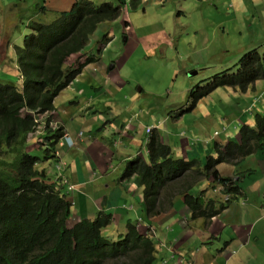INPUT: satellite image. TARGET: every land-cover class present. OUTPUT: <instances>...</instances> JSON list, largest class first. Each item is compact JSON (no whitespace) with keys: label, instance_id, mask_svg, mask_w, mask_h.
Listing matches in <instances>:
<instances>
[{"label":"trees","instance_id":"1","mask_svg":"<svg viewBox=\"0 0 264 264\" xmlns=\"http://www.w3.org/2000/svg\"><path fill=\"white\" fill-rule=\"evenodd\" d=\"M125 2L75 0L69 10L58 12L51 21L30 22L23 43L14 45L23 82L0 83V264L156 263L155 240L141 233L135 222L129 221L126 231L115 240L103 234L112 221V214L103 210L94 219L68 224L72 204L64 185L38 166L56 158L57 144L65 133L63 126L51 128V117L47 118L48 134L37 140L43 145L41 155L31 154L28 140L39 124L36 116L55 109L56 97L87 64L99 60L101 49L69 69L67 59L83 51L102 23L117 19ZM132 2L136 7L143 0ZM258 48L245 52L235 67L194 85L191 105L219 87L246 92L258 80L264 81V45ZM147 146L151 161L139 156L129 160L122 174V179L139 178L147 212L152 215L166 210L181 197L192 219L209 221L229 202L209 197L207 189L195 196L192 188L203 178H211L224 192L240 193L234 175L223 176L217 167L229 164L236 168L264 148V113L242 124L240 141L217 146L216 157L208 156L205 161L173 157L169 144L156 133L150 135ZM235 175L242 177L243 173L239 170Z\"/></svg>","mask_w":264,"mask_h":264},{"label":"crops","instance_id":"2","mask_svg":"<svg viewBox=\"0 0 264 264\" xmlns=\"http://www.w3.org/2000/svg\"><path fill=\"white\" fill-rule=\"evenodd\" d=\"M73 2L75 0H0V15L15 22L16 26L11 25V29L24 23L23 29L29 31L30 22H41L45 16L65 10ZM240 5L234 11L235 17L240 14L241 21H249ZM48 21L51 20L42 22ZM259 32L263 38V24H259ZM103 68L100 58L87 64L56 97L52 126H63L65 131L57 144L59 156L38 165L55 179L56 163H64L62 174L74 185V189L68 191L62 184L72 204L68 224L73 226L82 219H94L103 210L112 214V221L103 229L104 236L110 240L123 234L129 221L137 223L143 234L148 233L147 226H151L155 229V264H264V148L247 156L236 168L229 164L217 167L223 176L232 178L234 175L232 179L240 187V193L232 194L226 209L209 221L192 219L181 197H176L166 210L150 215L139 178L122 179L127 161L138 156L148 163L151 161L146 147L153 133L169 144L173 157L186 160L205 161L208 156L216 157L217 146L240 141L242 124L246 120L252 122L257 113H264V81L258 80L246 92L221 87V98L215 100L221 101L218 109L213 108L214 100L207 98L208 94L199 111L196 105L188 109L180 106L182 111L175 115L158 116L150 108L133 112L129 105V110L118 107L115 98L104 99L111 94L109 89L117 85L103 79L107 77ZM119 81V85L124 86V82ZM95 84L98 88L93 87ZM88 86L93 88L92 98L85 97ZM114 87L112 97L118 94ZM66 90L73 94L71 99L63 97ZM60 96L62 100L58 102ZM130 98L132 101V96ZM44 132L37 133L42 136ZM39 136L30 137L31 145L41 138ZM116 139L118 143L114 144ZM38 147L43 149L42 144ZM239 170L242 177L235 175ZM205 189L209 197L224 201L220 184L211 178H203L191 192L196 196Z\"/></svg>","mask_w":264,"mask_h":264},{"label":"rangeland","instance_id":"3","mask_svg":"<svg viewBox=\"0 0 264 264\" xmlns=\"http://www.w3.org/2000/svg\"><path fill=\"white\" fill-rule=\"evenodd\" d=\"M102 1L96 2L99 4ZM111 1L118 4L120 0ZM240 2L143 0L135 7L132 0H126L118 18L102 23L83 51L72 54L65 66L69 69L78 63H85L89 55L97 54L101 49L100 64L104 65L103 71L107 75L103 79L116 84L119 90L112 97L115 92L112 86L109 89L111 94L105 95L104 99L115 98L118 107L123 110H129V105L133 112L150 108L158 116L175 115L182 111L180 106H185L184 109L192 107L190 91L194 85L235 67L245 52L263 47L264 37H261L262 32L258 34V28L259 24L264 25V3L243 0L244 4L240 5ZM73 3L65 10H69ZM239 5L244 8V16H248L249 21H241L240 14L235 17L234 11ZM56 15H47L42 21L53 20ZM11 25L16 26L7 16L0 15V83L22 84L14 45H21L29 31L23 29L24 23L14 29H11ZM21 32L26 34L21 35ZM119 80L124 82V86L119 85ZM93 87L98 88V85ZM220 88L207 96L214 100L211 104L216 109L221 102L215 101L221 98ZM87 90L89 92L85 97L92 98L90 92L93 93V88L88 86ZM72 95L69 90L63 92L64 98L71 99ZM205 97L197 100L195 105L198 111ZM61 100L62 96L57 101ZM52 112L36 116L39 124L35 132L29 133L28 140L46 129L48 117H51L49 126L53 128L55 121ZM47 134L45 131L39 136L40 139L43 140ZM38 146L37 142L30 146L31 154H40Z\"/></svg>","mask_w":264,"mask_h":264},{"label":"built area","instance_id":"4","mask_svg":"<svg viewBox=\"0 0 264 264\" xmlns=\"http://www.w3.org/2000/svg\"><path fill=\"white\" fill-rule=\"evenodd\" d=\"M58 127V126H57ZM151 131V129H149L148 128V132H150ZM82 133V132H81ZM61 140V139H60ZM59 140V141H60ZM118 143V140L116 139L115 141H114V144H117ZM62 144V143H61ZM58 149H59V147L57 148V150L55 151V155H56V157H58L59 156V151H58ZM64 166V163L62 162V161H59V162H57L56 163V168H57V172H56V174H55V179L56 180H58L59 181V183H61V184H65L66 186H67V188H68V191L70 190H73L74 189V185L70 182V180H69V178L67 177V176H64L63 174H62V170H61V168ZM58 169H59V171L60 172H58ZM221 186V190L223 191V193H222V199H224V201L223 202H229V201H231L232 200V194L231 193H227V192H224V190H223V186L222 185H220ZM141 220V219H140ZM147 231H148V233L147 234H149V235H151L152 237L155 235V229H153L151 226H147Z\"/></svg>","mask_w":264,"mask_h":264},{"label":"water","instance_id":"5","mask_svg":"<svg viewBox=\"0 0 264 264\" xmlns=\"http://www.w3.org/2000/svg\"><path fill=\"white\" fill-rule=\"evenodd\" d=\"M113 66V65H112Z\"/></svg>","mask_w":264,"mask_h":264}]
</instances>
